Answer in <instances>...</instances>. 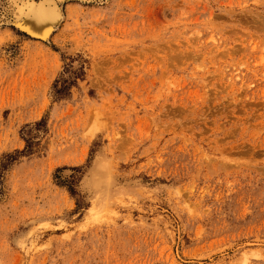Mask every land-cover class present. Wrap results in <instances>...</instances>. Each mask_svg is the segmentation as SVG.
<instances>
[{
    "label": "rangeland",
    "instance_id": "obj_1",
    "mask_svg": "<svg viewBox=\"0 0 264 264\" xmlns=\"http://www.w3.org/2000/svg\"><path fill=\"white\" fill-rule=\"evenodd\" d=\"M21 2L0 264H264V0H60L47 38Z\"/></svg>",
    "mask_w": 264,
    "mask_h": 264
},
{
    "label": "bare ground",
    "instance_id": "obj_2",
    "mask_svg": "<svg viewBox=\"0 0 264 264\" xmlns=\"http://www.w3.org/2000/svg\"><path fill=\"white\" fill-rule=\"evenodd\" d=\"M60 1V0H59ZM58 0H25L16 3L15 24L33 36L47 38L62 19V10L58 6ZM50 2V3H49ZM55 2V3H54ZM49 10H44V6Z\"/></svg>",
    "mask_w": 264,
    "mask_h": 264
},
{
    "label": "water",
    "instance_id": "obj_3",
    "mask_svg": "<svg viewBox=\"0 0 264 264\" xmlns=\"http://www.w3.org/2000/svg\"><path fill=\"white\" fill-rule=\"evenodd\" d=\"M39 37H41V36H39Z\"/></svg>",
    "mask_w": 264,
    "mask_h": 264
}]
</instances>
